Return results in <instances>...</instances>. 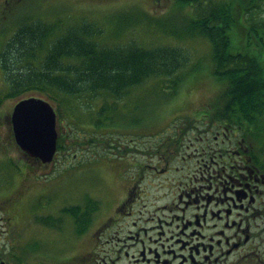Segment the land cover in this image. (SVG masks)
Masks as SVG:
<instances>
[{
  "label": "flooded vegetation",
  "instance_id": "1",
  "mask_svg": "<svg viewBox=\"0 0 264 264\" xmlns=\"http://www.w3.org/2000/svg\"><path fill=\"white\" fill-rule=\"evenodd\" d=\"M172 121L109 143L118 157L98 159L112 176L101 210L81 194L50 212L36 172L51 165L30 160L0 195V264H264V135L234 110ZM4 141L14 148L10 129Z\"/></svg>",
  "mask_w": 264,
  "mask_h": 264
},
{
  "label": "trees",
  "instance_id": "2",
  "mask_svg": "<svg viewBox=\"0 0 264 264\" xmlns=\"http://www.w3.org/2000/svg\"><path fill=\"white\" fill-rule=\"evenodd\" d=\"M28 1L3 0L0 40L9 36L0 45V81L4 83L0 105L7 98L31 91L36 97L55 102L58 109L64 107L62 96L102 101L103 105L94 112L93 128L106 131L109 139L116 141L111 137L114 132L124 135L136 127L131 124L136 118L126 126L114 124L115 119L123 117L117 111L120 102L153 81L160 83L154 89L163 95H177L185 77L195 69L189 67L188 53L173 45L144 48L134 41L120 45L105 42L103 28L84 16L69 24L62 20L47 22L34 14L26 16L32 12ZM171 4L176 11L166 15L183 22L180 32L171 29L168 21L145 16L135 9L134 13L122 11L111 17L112 33L118 35L136 25L155 22L157 30L178 41L204 39L210 46L208 74L217 92L197 110L179 109L174 115L234 110L246 128H256V133L264 135V0H174ZM139 111L134 108L127 116L132 118ZM57 112L60 121L63 116ZM61 128L57 152L63 154L66 138ZM75 142L78 148L84 144ZM107 142L108 139L104 141Z\"/></svg>",
  "mask_w": 264,
  "mask_h": 264
},
{
  "label": "rangeland",
  "instance_id": "3",
  "mask_svg": "<svg viewBox=\"0 0 264 264\" xmlns=\"http://www.w3.org/2000/svg\"><path fill=\"white\" fill-rule=\"evenodd\" d=\"M173 1L174 0H29L27 6L32 5V12L27 13L26 16L34 14L37 15V17L41 16L47 22L62 20L64 22L66 21L67 24L74 23V20L84 16L88 21L97 22L103 28L105 42H115L120 45L125 44L128 41H134L137 45L144 48H149L155 45H173L174 47L181 48L187 52L189 55V67L193 66L195 69L190 76L185 77L183 83L177 90V95H163L159 90L157 91L154 89L155 86L157 88L160 85L159 82L155 83L157 81L143 85L140 87V90H137L131 94L130 97L119 103L120 105L119 109L117 108V111H119L120 114H123V117L122 119H115L114 121V124L116 125L121 126L120 124H122L126 126L130 119L132 122L136 116L139 115L140 120L136 119L131 124H135L136 126L142 120L144 126L147 122L149 124L164 122L163 124H165L171 118V115L174 114V112H177V110H197L202 104H207L217 92V86L214 83L215 81H212V77L208 74L211 67L209 44L200 37L182 38L178 41L175 37L162 32V30H157L155 22L149 23L150 25L146 23L136 25L131 30L129 29L124 33L115 35L112 33L113 29L110 27V19L119 12L131 11L134 13L135 9H137L145 13V16L147 15L155 19L168 21L167 25H169L171 29L180 32V27L183 22L181 23L178 17L166 15V13L176 11L174 5L171 4ZM3 4V0H0L1 18L3 15ZM188 9L190 12L191 8ZM185 13L186 15L188 14L186 11ZM17 14H19V12H17L16 15ZM236 33L241 34L238 31ZM8 36L9 35L6 34L5 37H2L0 43ZM0 91H4V83L2 81H0ZM166 91L169 92V90ZM34 95L36 94L32 91L26 92L15 98H7L0 105V185L4 184L0 189L10 185L8 183V181L11 180L9 175L14 171V164L21 165V161L29 162L19 153L16 147L13 149L4 141L5 134L8 132V124L4 121V116L8 110L11 111L13 105L20 98ZM62 98L65 107L63 110L67 114L68 122L62 120L60 127H62L61 129L63 133L64 131H70L67 139L70 146L68 152L64 155L60 152L57 154V157L58 159L63 158L64 163H66L72 159L71 157L75 156L78 158L72 159L73 161L80 159L79 163L85 164L82 167L83 169L80 168L81 170H74L71 175H68L67 172L62 173V171L67 170V168H63L61 160H58V162L54 163L51 167L41 169L40 173L38 170L36 174L38 173L41 175L39 176V178H41L39 180L41 181L43 178L45 180L49 177L52 179L61 173V175H63H59L58 179L56 178V180L42 188V195L47 197L40 200H52V206L51 209L49 208V211L54 213L66 205L77 204V200L82 196L81 194H84L87 199H94L97 202V205H100L97 210H101V205H108L109 202L108 192L105 190L102 181H107L108 187L112 182L111 172L108 168L103 167L100 161H95L91 166L86 165V162L89 160H96L99 157L113 158L116 155L114 150L109 149L108 147L102 148L99 146L97 149L96 145L94 146L93 144H88L86 142H88V140L104 142L107 139L108 142L111 141L109 139V133L106 131L101 132L95 130L92 125L94 122V112H97V110L100 109L103 102L98 100L91 101L88 98H76L73 100L68 99L65 96H62ZM51 102L53 106L58 109V105L53 101ZM134 108H140V111L136 112L132 118H129L127 115ZM120 114L117 113V117H120ZM90 118H92V120H90ZM145 118L149 119L151 123L149 120L146 122ZM138 120L139 123H137ZM175 124L177 123L175 122L172 125ZM119 133L120 134L114 133L111 137L119 142L121 141L122 143L119 145H124L123 143L126 142V140H124V135H122L121 132ZM1 140H3L5 146L2 144ZM74 141H79L80 143L84 142V144L87 145L83 144L81 151L78 150V146H76L78 142H75V144ZM143 141H145V139H143ZM2 146L4 148H2ZM95 151H97V153ZM95 153L96 155H94ZM23 170H25L24 167ZM45 173H48L49 175L43 176ZM17 180H19V178H17ZM35 191L36 189H31L29 191H24L23 193L26 195V198L30 200L31 197L33 198V192ZM94 194H97L100 197L107 194V197L99 198L95 197ZM54 196L56 197L52 198ZM68 197H77V199H69ZM102 199L105 201L102 202ZM113 202L114 199L111 198V203ZM89 217L92 218L93 214L89 215Z\"/></svg>",
  "mask_w": 264,
  "mask_h": 264
},
{
  "label": "water",
  "instance_id": "4",
  "mask_svg": "<svg viewBox=\"0 0 264 264\" xmlns=\"http://www.w3.org/2000/svg\"><path fill=\"white\" fill-rule=\"evenodd\" d=\"M11 124L22 152L49 164L57 140L55 112L51 105L38 98L21 100L13 107Z\"/></svg>",
  "mask_w": 264,
  "mask_h": 264
}]
</instances>
